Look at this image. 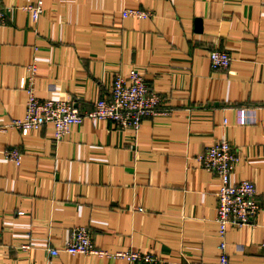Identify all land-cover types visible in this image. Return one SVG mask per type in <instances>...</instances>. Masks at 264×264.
<instances>
[{"label": "crops", "instance_id": "crops-1", "mask_svg": "<svg viewBox=\"0 0 264 264\" xmlns=\"http://www.w3.org/2000/svg\"><path fill=\"white\" fill-rule=\"evenodd\" d=\"M33 2L0 0V126L24 117L30 63L36 96L72 99L81 113L137 69L167 113L136 134L90 118L59 142L50 124L0 131V264H124L64 252L75 226L110 252L216 264L220 180L196 155L227 139L231 179L253 181L264 206V0H43L36 22L23 9ZM132 8L151 16H122ZM212 49L229 53L227 69H211ZM12 147L20 165L3 157ZM253 221L227 227L229 264H264V209Z\"/></svg>", "mask_w": 264, "mask_h": 264}, {"label": "built area", "instance_id": "built-area-1", "mask_svg": "<svg viewBox=\"0 0 264 264\" xmlns=\"http://www.w3.org/2000/svg\"><path fill=\"white\" fill-rule=\"evenodd\" d=\"M43 0L23 7L30 14L32 22H36L42 13ZM123 17L136 19L150 18L149 11L141 9H124ZM5 9L0 3V26L5 22ZM212 70H224L229 67L231 57L226 50L212 49L208 53ZM27 75L20 78V88L27 92L25 114L22 119H14L11 123L0 126V131L13 127L29 132H38L45 124L52 126V136L56 142L64 140L71 128L80 124L84 118L93 120L107 119L114 122L118 128L131 130L135 134L142 127L144 118L163 115L166 109L160 107L161 97L154 92L145 81L141 71L131 69L127 75L115 74L107 97H100L93 103L91 110L79 112L74 101L69 98H45L36 96L33 79L36 65L25 66ZM4 159L21 164L22 154L16 147L2 150ZM196 160L202 168L214 173L220 180L216 191V217L220 241L218 243L219 258L216 264H229L225 251V234L228 226L242 227L253 224V220L264 209L257 200L255 183L251 180H232L238 158L227 139H219L209 144L203 152L196 155ZM63 251L67 254H95L101 257L118 258L124 264H162L163 260L151 250L128 248L110 252L98 248L91 240L85 226H75ZM50 255L56 256L58 250L48 248ZM198 264H210L200 262Z\"/></svg>", "mask_w": 264, "mask_h": 264}]
</instances>
